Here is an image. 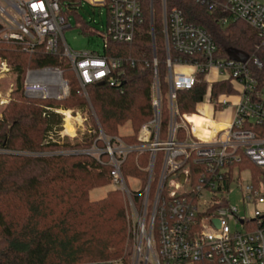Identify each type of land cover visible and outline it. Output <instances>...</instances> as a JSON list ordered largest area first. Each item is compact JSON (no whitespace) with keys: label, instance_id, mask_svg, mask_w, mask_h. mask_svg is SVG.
Returning <instances> with one entry per match:
<instances>
[{"label":"built area","instance_id":"obj_1","mask_svg":"<svg viewBox=\"0 0 264 264\" xmlns=\"http://www.w3.org/2000/svg\"><path fill=\"white\" fill-rule=\"evenodd\" d=\"M73 1L0 0V46L18 44L23 51L33 52L37 46L45 44L46 51L53 56L62 47L61 54L69 61L85 93L87 86L93 84L108 83L111 87H120L124 73L122 60L104 54L73 51L66 45L63 34L72 26L63 12L70 9ZM77 1L81 5L107 10L104 49L109 41L132 43L144 23L140 0ZM151 1L153 4L154 0ZM195 1L211 11L221 9L226 14L225 23L243 22L255 31L261 41L258 49L263 57L253 61L258 68H264L262 0H226L223 4L210 0ZM162 14L168 70L167 94L161 91L155 49L152 86L154 118L142 127L138 137L140 144L126 147L120 139H115L112 144L101 131L100 139L105 142L106 148L101 151L93 147L88 152L99 162L101 155H109L111 184L126 198L133 222L134 247L128 260L123 258L90 264H264V213L257 209L264 205V193L254 187L252 180L243 189L242 172H230L232 166L244 160L264 168V133L255 130L256 127H264V94L255 91V80L248 68L251 60L242 63L218 58V47L211 35L205 29L187 23L182 11L173 9L168 12L166 0H162ZM172 53L181 57L173 58ZM182 56L193 60L184 61ZM8 76H13L12 67L0 57V82ZM200 76L204 77L209 89L214 84L230 82L234 95H221L213 101L209 94L204 100H208L215 113L223 115L229 100L237 98L232 118L216 120L199 112L179 115L178 92L194 87ZM23 88L25 96L32 100H63L69 96L68 82L57 68L28 70ZM13 90L14 84H10L5 97L0 93V108L9 103ZM164 100L170 112V121L168 139L161 141ZM49 110L65 117L62 130L58 134H49V141L52 142L68 137L74 140L77 137L76 128L79 130L82 123L88 121L81 117L82 122H74V134L71 135L66 131L63 110ZM179 128L186 132L185 141L177 140ZM133 151L151 152L148 180L141 192L132 191L122 174L127 155ZM159 152L165 156L156 190L151 197ZM193 153L196 156H191ZM190 157L205 168L199 184L193 188L188 186L190 170L182 169ZM233 186L240 190L245 216H241L237 206L231 205ZM252 208H255L254 214ZM239 226L242 231L238 230Z\"/></svg>","mask_w":264,"mask_h":264},{"label":"trees","instance_id":"obj_2","mask_svg":"<svg viewBox=\"0 0 264 264\" xmlns=\"http://www.w3.org/2000/svg\"><path fill=\"white\" fill-rule=\"evenodd\" d=\"M210 1L223 4L226 0ZM140 2L144 23L137 30L134 41L130 44L109 41L104 49L105 56L124 62L122 84L117 88L108 83L93 84L87 86L86 95L69 61L61 54L62 47L53 56L48 54L45 44L37 46L33 52L23 51L18 44L0 46V57L8 61L15 78L10 101L0 108V264H90L129 259L127 210L122 192L111 190L98 201L90 198L91 192L111 184L109 155H101L99 162L88 152L93 147L101 151L106 148L100 139L101 131L112 144L120 139L126 147L138 146L142 127L154 118L152 23L161 91L164 95L168 92L162 0H154L153 4L151 0ZM166 2L168 12L182 11L187 23L211 35L218 47V58L231 59L230 51L247 56L251 60L248 68L255 80V91L264 94V68H258L253 61L263 57L258 49L261 41L255 31L243 22L225 23L226 14L221 9L211 11L195 0ZM80 6L75 0L63 15L66 18L77 16ZM82 29L84 34H92L89 24L83 23ZM172 57L181 56L172 53ZM44 68L61 70L69 85L67 98L32 100L25 96L26 72ZM209 94L215 101L221 95H234L235 91L230 82L217 83L209 89L204 77L200 76L194 87L178 92L179 115L197 113L198 105ZM163 104L160 140L166 141L170 112L166 100ZM49 109L85 112L91 129L80 140L49 141V134H58L63 126L61 116ZM125 127L130 133L122 135ZM255 130L264 133V127ZM177 140H186L183 128L177 130ZM127 156L122 166L125 180H138L145 187L151 152L133 151ZM164 156L159 152L156 157L151 197ZM182 169L190 170V188L199 184L205 170L193 157ZM237 170L250 171L252 184L262 190L264 168L244 160L230 168L233 174Z\"/></svg>","mask_w":264,"mask_h":264},{"label":"rangeland","instance_id":"obj_3","mask_svg":"<svg viewBox=\"0 0 264 264\" xmlns=\"http://www.w3.org/2000/svg\"><path fill=\"white\" fill-rule=\"evenodd\" d=\"M262 2L264 3V0H262ZM107 21H108V15L106 9L93 8L87 4L81 5L80 7H78V15L77 16L71 15L69 17L68 22L69 24H71L72 28L64 31L63 37L66 45L73 51L93 52L102 56L104 54V38H105ZM83 23L89 24L92 34L86 35L83 33V29H82ZM14 83H15L14 76H8L5 80H2L0 82V93H2V97L6 96V93L10 88V84H14ZM229 102L230 104L227 107L225 116H219L218 113H214L211 109V105L209 104L208 100H204L203 103L198 105L197 112L199 113L204 112L208 117L215 118L216 120L229 119L231 117V112L235 109V106L237 105V98H231ZM63 112L70 113L71 117L73 118L71 120L72 123L82 122L80 119L81 117L87 118L86 113L81 112L79 110H74V109L63 110ZM60 116L64 124L65 117L63 115ZM89 129H91V121L89 122L88 120L86 123H82V126L80 127L79 130L76 128L77 137L75 138V140L76 139L80 140L82 136ZM129 133L130 130L127 127L121 130L122 135H126ZM73 134H74V130L71 135ZM68 138L72 140V137H68ZM250 180H251V175L249 172L241 173V186L243 187V189L249 184ZM128 186L132 191H137V190L143 191L146 187V186L142 187L141 182L135 181L132 178L128 180ZM111 190H116L112 184H110V186L106 188L94 190L93 192H91L90 198L92 201H98L100 199H104L107 196L108 192H110ZM262 191L264 193V187L262 188ZM123 198L126 203V210H127L128 239H129L127 246V254L129 256L134 247V241L132 239V233H131L133 231V222L131 219V215L129 213L128 204L125 196ZM230 202L231 205L237 206L239 208V210L241 211V216H245L244 207L241 202V193L240 190L237 189L235 186H233L232 188V194L230 195ZM257 209L264 213V205H260L259 207H257ZM251 211L252 214H254L255 208H252ZM232 229L235 231V227L233 225H232ZM238 230L242 231L243 229L241 226H239ZM151 260H154V258L151 257Z\"/></svg>","mask_w":264,"mask_h":264},{"label":"water","instance_id":"obj_4","mask_svg":"<svg viewBox=\"0 0 264 264\" xmlns=\"http://www.w3.org/2000/svg\"><path fill=\"white\" fill-rule=\"evenodd\" d=\"M152 37H153V50L155 52L156 45H155V30H154V24L152 23ZM229 55L231 56V59L245 63L248 60V57L245 56L244 54H240L235 51H230ZM103 133V132H102ZM217 227H219L218 222H216Z\"/></svg>","mask_w":264,"mask_h":264},{"label":"bare ground","instance_id":"obj_5","mask_svg":"<svg viewBox=\"0 0 264 264\" xmlns=\"http://www.w3.org/2000/svg\"><path fill=\"white\" fill-rule=\"evenodd\" d=\"M65 116H66V131L67 133L72 134L74 129H73V123L71 120L73 118L71 117L69 112H65Z\"/></svg>","mask_w":264,"mask_h":264},{"label":"crops","instance_id":"obj_6","mask_svg":"<svg viewBox=\"0 0 264 264\" xmlns=\"http://www.w3.org/2000/svg\"><path fill=\"white\" fill-rule=\"evenodd\" d=\"M211 109H212V107H211ZM212 111L214 112V110L212 109ZM204 115H206L204 112H202ZM215 113V112H214ZM233 113H234V110L231 112V117L230 118H232V116H233ZM219 116H225L226 114H218ZM207 116V115H206Z\"/></svg>","mask_w":264,"mask_h":264}]
</instances>
